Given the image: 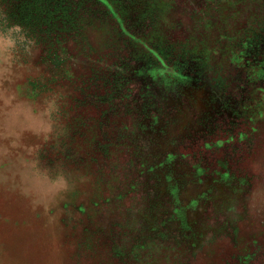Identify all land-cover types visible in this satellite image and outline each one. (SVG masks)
Here are the masks:
<instances>
[{
  "label": "rangeland",
  "instance_id": "1",
  "mask_svg": "<svg viewBox=\"0 0 264 264\" xmlns=\"http://www.w3.org/2000/svg\"><path fill=\"white\" fill-rule=\"evenodd\" d=\"M0 264H264V0H0Z\"/></svg>",
  "mask_w": 264,
  "mask_h": 264
}]
</instances>
